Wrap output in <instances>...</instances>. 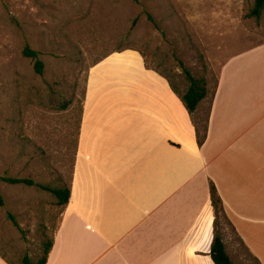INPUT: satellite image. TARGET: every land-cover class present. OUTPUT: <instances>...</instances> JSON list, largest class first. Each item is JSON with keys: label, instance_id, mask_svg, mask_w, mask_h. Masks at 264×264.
Returning <instances> with one entry per match:
<instances>
[{"label": "crops", "instance_id": "1", "mask_svg": "<svg viewBox=\"0 0 264 264\" xmlns=\"http://www.w3.org/2000/svg\"><path fill=\"white\" fill-rule=\"evenodd\" d=\"M248 50L222 67L203 146L141 56L116 53L90 70L71 197L47 264H215L211 184L232 261L234 236L264 264V42Z\"/></svg>", "mask_w": 264, "mask_h": 264}, {"label": "rangeland", "instance_id": "2", "mask_svg": "<svg viewBox=\"0 0 264 264\" xmlns=\"http://www.w3.org/2000/svg\"><path fill=\"white\" fill-rule=\"evenodd\" d=\"M255 6L256 0H0V179L52 189L71 184L90 70L116 53L138 54L181 93L188 85L183 63L207 86L196 115L202 126L224 64L264 42V10L256 17ZM26 47L38 52L43 75L24 56ZM239 79L238 86L247 85L249 75ZM0 199V256L21 264L28 254L37 263L65 207L37 185L1 180ZM232 241L238 264H258Z\"/></svg>", "mask_w": 264, "mask_h": 264}, {"label": "trees", "instance_id": "3", "mask_svg": "<svg viewBox=\"0 0 264 264\" xmlns=\"http://www.w3.org/2000/svg\"><path fill=\"white\" fill-rule=\"evenodd\" d=\"M135 3H140V0H134ZM264 10V0H256V6L255 9L252 11V14L256 17H261L262 11ZM139 19H136L133 23V28L137 25ZM24 56L27 58H30L34 60L35 62V72L38 75H43L44 74V69H45V64L43 61L39 59V54L36 51L31 50L29 47H26L24 50ZM185 79L188 83L187 89L184 93H181L179 88L168 78H166L170 84L171 89L179 96L183 104L185 105L186 109L188 110L189 114L192 117L194 126L197 131V138H198V143L200 146H203L207 140V133H208V120L203 123L201 126L200 123L196 119V115L198 114L200 110L201 104L207 99L208 97V90L205 82L197 80L191 73L189 69L185 67L183 63H180ZM86 96V94H84ZM83 113V111H82ZM78 144V140H77ZM76 144V146H77ZM74 170V169H73ZM2 182L10 185H25V186H35L37 185L39 188H41L44 191L52 193L56 199L58 200V204L62 207H66L69 204V200L71 197V186H72V180L71 184L69 186H65L62 188H55L52 189L50 187L37 184L35 181L32 179H20V178H13V177H2L0 179ZM211 201L213 208L215 210V215H216V220H215V237L211 249V257L212 260L215 264H235L229 254L227 253L225 242H224V234L223 230L224 228L222 227L221 224V217L227 220L224 212V207H223V201L217 191V188L215 187L214 184H211ZM0 203L3 206V200L0 199ZM8 219L9 221L12 222V224L20 231V233H24L23 229L21 228L17 218L11 214L8 213ZM53 240L49 241L44 248V252L42 257L39 259L37 263H33L30 256L26 254L23 259L21 264H47L49 254L53 248ZM254 258V257H253ZM4 259V258H3ZM257 263L259 264L258 260L254 258ZM6 260V259H5ZM8 264V262L6 260Z\"/></svg>", "mask_w": 264, "mask_h": 264}]
</instances>
